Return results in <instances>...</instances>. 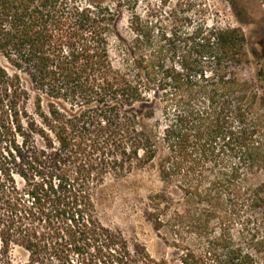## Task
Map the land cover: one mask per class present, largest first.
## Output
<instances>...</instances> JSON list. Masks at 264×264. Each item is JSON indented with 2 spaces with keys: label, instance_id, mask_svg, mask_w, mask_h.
Returning <instances> with one entry per match:
<instances>
[{
  "label": "trees",
  "instance_id": "trees-1",
  "mask_svg": "<svg viewBox=\"0 0 264 264\" xmlns=\"http://www.w3.org/2000/svg\"><path fill=\"white\" fill-rule=\"evenodd\" d=\"M119 13L0 0V264H264V69L263 93L240 77L244 30L135 14L128 39ZM146 166L172 258L98 214L106 179Z\"/></svg>",
  "mask_w": 264,
  "mask_h": 264
},
{
  "label": "rangeland",
  "instance_id": "rangeland-1",
  "mask_svg": "<svg viewBox=\"0 0 264 264\" xmlns=\"http://www.w3.org/2000/svg\"><path fill=\"white\" fill-rule=\"evenodd\" d=\"M84 4L98 3L120 10L119 31L131 38V21L136 15L152 20L181 19L184 15L196 21H207L215 26L241 27L247 37L246 50L249 62L239 70V75L262 92L259 70L264 69V0H79ZM136 14V15H135ZM0 62L4 61L0 58ZM22 184L21 177H17ZM264 182V175L258 176ZM163 187L158 173L150 166L135 168L120 178L108 177L98 188L96 203L101 221L122 232L131 246L140 243L159 259L172 258L175 249L154 230L145 218L144 210L149 196ZM173 190V189H172ZM176 195L179 194L174 189ZM11 256L24 263L28 253L21 247L12 248Z\"/></svg>",
  "mask_w": 264,
  "mask_h": 264
}]
</instances>
